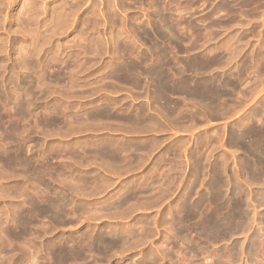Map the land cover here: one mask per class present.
Listing matches in <instances>:
<instances>
[{"label":"rangeland","instance_id":"374dc122","mask_svg":"<svg viewBox=\"0 0 264 264\" xmlns=\"http://www.w3.org/2000/svg\"><path fill=\"white\" fill-rule=\"evenodd\" d=\"M263 41L264 0H0V264H57L50 252L60 248L80 252L64 264H196L200 239L190 225L204 212L220 220L216 205L223 197L214 189L235 185L233 179L245 190L253 186L236 174L250 159L257 166L239 135L244 121L256 123L261 85L253 73H264L257 62L258 52L264 59ZM159 51L167 54L162 60ZM196 56L223 86L211 98L180 88L174 78ZM129 64L139 78L125 73ZM155 64L170 71V89L155 87L160 79L144 71ZM108 150L118 157L110 161ZM251 202L249 228H226L220 239L208 240L211 255L222 249L228 258L233 240H243L249 252L254 232L264 238V203ZM263 246L254 250L255 264H264Z\"/></svg>","mask_w":264,"mask_h":264},{"label":"bare ground","instance_id":"6f19581e","mask_svg":"<svg viewBox=\"0 0 264 264\" xmlns=\"http://www.w3.org/2000/svg\"><path fill=\"white\" fill-rule=\"evenodd\" d=\"M33 2V1H32ZM246 2V1H245ZM227 4V3H226ZM237 4V3H236ZM249 7V6H248ZM259 8V7H258ZM35 10V9H34ZM219 10V9H218ZM262 10V9H261ZM239 11H241V10H239ZM224 12V11H223ZM249 12V11H248ZM242 13V12H241ZM35 16H36V14H35ZM64 16V15H63ZM60 17V16H59ZM219 18V17H218ZM253 18H254V16H253ZM92 19V18H91ZM210 19V18H209ZM256 19V18H255ZM94 20V19H93ZM208 20V19H207ZM237 20V19H236ZM242 20V19H241ZM57 21V20H56ZM90 21V20H89ZM89 23V22H88ZM111 23V22H110ZM252 24V23H251ZM95 25V24H94ZM235 25H237V24H235ZM247 25V24H246ZM255 26V25H254ZM97 27V26H96ZM232 27V26H231ZM113 28V27H112ZM157 29V28H156ZM166 29V28H165ZM168 29V28H167ZM170 29V28H169ZM199 29V28H198ZM118 31H119V29H118ZM163 31V30H162ZM166 31V30H165ZM227 31V30H226ZM257 31H259L260 32V30H257ZM147 32V31H146ZM166 33V32H165ZM170 33V32H169ZM213 34V33H212ZM118 35V34H117ZM126 35V34H125ZM259 36H260V33L258 34ZM261 35H262V33H261ZM173 36V35H172ZM186 36V35H185ZM203 36V35H202ZM201 36V37H202ZM232 36V35H231ZM253 36V35H252ZM255 36V35H254ZM168 37V36H167ZM197 37V36H196ZM206 37H207V35H206ZM176 38V37H175ZM205 38V37H204ZM219 38V37H218ZM262 38H263V35H262ZM110 39V38H109ZM154 39V38H153ZM161 39V38H160ZM203 39V38H202ZM260 39V38H259ZM176 40V39H175ZM199 40V39H198ZM239 40V39H238ZM177 41V40H176ZM186 41V40H185ZM203 41V40H202ZM124 42V41H123ZM224 42V41H223ZM240 42V41H239ZM264 42V41H263ZM96 43V42H95ZM154 43V42H153ZM245 43V42H244ZM258 43V42H257ZM151 44V43H150ZM156 44V43H155ZM206 44V43H205ZM204 44V45H205ZM262 44V43H261ZM174 45H176V44H174ZM191 45V44H190ZM181 46V45H180ZM209 46V45H208ZM257 46H258V44H257ZM260 46V45H259ZM262 46H264V45H262ZM227 47V46H226ZM242 47V46H241ZM120 48V47H119ZM198 48V47H197ZM213 48V47H212ZM256 48H258V47H256ZM264 48V47H263ZM263 48H261L260 47V49L259 50H261V53H262V51L264 52V50H263ZM222 49V48H221ZM239 49V48H238ZM187 50V49H186ZM181 51V50H180ZM152 52V51H151ZM155 52V51H154ZM169 52V51H168ZM176 52V51H175ZM192 52V51H191ZM256 52V53H255ZM254 53H255V55L257 54V51H255ZM188 53V52H187ZM218 53V52H217ZM226 53V52H225ZM236 53V52H235ZM95 54V53H94ZM155 54H157V53H155ZM158 56L160 57V59L162 60V58L163 57H166V56H164V55H167V54H165V52L163 51V52H161L160 53V51L158 52ZM253 54V53H252ZM232 55V54H231ZM254 55V56H255ZM264 55V54H263ZM58 56V55H57ZM156 56V55H155ZM221 56V55H220ZM258 60H257V62H258V64L260 65V64H264L263 62H264V59H263V57L261 56V54L259 55V52H258ZM256 56V57H257ZM259 56H261V57H259ZM73 57V56H72ZM207 57V56H206ZM226 57V56H225ZM33 58V57H32ZM173 58V57H172ZM203 58V57H202ZM244 58H246V56L244 57ZM248 58H249V55H248ZM251 58H252V56H251ZM250 58V59H251ZM156 59V58H155ZM158 59V58H157ZM165 59V58H164ZM166 59H168V58H166ZM173 59H175V58H173ZM189 59H190V57H189ZM201 59V58H200ZM197 56L196 57H193V60H188L187 62L185 61H183L185 64H183L184 65V67L182 68V69H180L181 68V66H176V67H180L179 69L180 70H178L176 73H174L175 75H177V77H174V78H176L177 79V82H179L180 83V88H183V87H186V88H188V90L190 89V90H192V91H194L195 93H199V95H200V93H203L204 95L205 94H208V93H211V91L212 90H214V89H220V87H223L222 85H221V83L218 81H216L215 80V78H216V73L217 72H215V71H213V70H211V72H208V71H205V68H206V64L207 63H205V60H200ZM214 59V58H213ZM222 59V58H221ZM247 59V58H246ZM257 59V58H256ZM28 60V59H27ZM131 60V59H130ZM160 60V61H161ZM171 60V59H170ZM169 60V61H170ZM187 60V59H186ZM255 60V59H254ZM253 60V61H254ZM25 61V60H24ZM65 61V60H64ZM243 61V60H242ZM247 61H250V60H247ZM253 61H250V63H252ZM165 62V61H164ZM256 62V61H255ZM257 62L255 63V64H257ZM126 63V62H125ZM129 63H132V62H129ZM133 63H135V62H133ZM156 63V62H155ZM158 63V62H157ZM167 63V62H166ZM219 63V62H218ZM217 63V64H218ZM152 64V63H151ZM171 64V63H170ZM169 64V65H170ZM173 64H174V62H173ZM241 64V63H240ZM242 64H243V62H242ZM244 64H246V62H244ZM249 64V63H248ZM258 64L257 65H255V66H258ZM19 65V64H18ZM24 65V64H23ZM27 65V64H26ZM32 65V64H31ZM131 64H129L128 65V67L130 66ZM144 65V64H143ZM206 65V66H205ZM219 65V64H218ZM253 65H254V63H253ZM36 66V65H35ZM37 66H39V65H37ZM61 66V65H60ZM66 66V65H65ZM155 66H156V68H154V66L152 65V66H150L148 69H146V70H144V71H146L145 73L146 74H153L154 72V76H153V78H157V79H160L159 81H160V84H158V86H155V87H159L160 89H161V91L162 90H166V89H170V87L168 86V80L169 79H171L170 77H168V75H170V71L168 72L167 70H165L163 67H161L159 64L157 65V64H155ZM159 66V67H158ZM249 66V65H248ZM261 66H263V65H261ZM27 67V66H26ZM142 67V66H141ZM167 67V66H166ZM214 67V66H213ZM259 67V66H258ZM34 68V67H33ZM32 68V69H33ZM211 68V67H210ZM20 69V68H19ZM44 69V68H43ZM127 69V68H126ZM213 69H215V68H213ZM262 69V68H261ZM116 70V69H115ZM129 70H132L131 69V67H129ZM155 70V71H154ZM237 70H238V68H237ZM244 70H245V68H244ZM142 71V70H141ZM257 71V70H256ZM255 71V72H256ZM261 71V70H260ZM259 71V72H260ZM48 72V71H47ZM124 72H125V70H124ZM123 72V73H124ZM137 72H138V70H137ZM223 72V71H222ZM237 72V71H236ZM246 72V71H245ZM247 72H249V71H247ZM255 72L253 73L254 74V76L256 77V76H258V78H255L253 81L255 82V80H256V85L255 86H257V84H259V85H261V87H260V89H259V93H260V99H258V105H257V108H256V112H257V118H256V123H255V125H247L248 124V122L247 121H244V125H243V129L241 130V132H240V137L242 138V141H243V143H241L242 145H244L245 146V150L247 151V152H245V153H247L248 155H250V157L251 158H253L255 161V163L257 164V166H256V168L254 167V166H250V165H254V164H250V165H248L249 163H250V161L251 162H253L251 159L249 160V158H246L245 157V159H248L249 160V162H248V164L246 165V168H247V170L246 171H244V172H240V174H236L237 176H241L242 178H243V182L245 181V182H248V183H251V184H253V186L250 188V189H246L247 190V192H246V190H245V188H244V186H245V184H243L244 186L242 187V184H241V181H240V183H239V181H237V182H235V180L233 179V181H230V182H232V184H233V182L235 183V185H232L231 187H232V189H233V186L235 187V189H234V191H232V190H229V188H231V187H229V188H227V189H223L222 188V184L221 183H219L220 184V188L219 189H217V190H215L214 188H212V190L214 189V191H216V192H214V194H216V195H219V198L218 199H220V196H222L223 197V200L221 201V203H220V205H216L217 203H218V201H215V202H217L215 205H216V207H219L218 209H219V211H220V213L219 214H221V218H220V220L217 222V220L214 218V215H213V211H212V213H210V214H202L203 216L201 217L200 215V217H201V219L199 220V221H196V222H194L193 223V225H190L191 227H192V230H194L193 232H195V236L196 237H198L199 239H200V245L197 247V245L199 244L198 242V244H196L195 243V253H196V260H197V262H196V264H201L200 263V261L199 260H201V259H203V258H205V261L207 262H209V264H222V261L224 260V259H226L227 260V262L228 263H230V262H232V264L234 263V261H237V263H238V261H239V263L240 264H245L246 263V261L247 260H245V257L247 258V259H250V260H255V262H257V260L258 259H256L255 257L257 256V255H254L253 253H254V250H256L257 252H258V248H262V246H263V244H264V238L261 236V234L260 233H258V232H254V234H253V239H252V242L250 243L249 242V248L247 249V250H249V252H245V250H244V246H245V244H244V242H243V240H241V241H239V240H236V241H232V242H234V244L232 245V246H230L231 247V249H230V251L228 252V258H225L224 256H223V253H224V251L222 250V249H220V251H219V253H217V254H214V255H211L212 254V252L210 251V250H207L206 248H207V241L208 240H210L211 238H219L220 239V237L223 235V233H224V231H225V229L226 228H230V229H232L234 232H236V230L237 231H239V232H244V230L246 229V228H249V226H250V224L252 223V221H251V219L252 218H250L249 217V212H250V208L252 207V206H250V202L251 201H253V202H251L252 204H253V206L254 205H258V204H263L264 203V93H262L263 91H264V87H262V85L264 86V84H263V76H264V73H263V76H262V74L261 75H255ZM264 72V71H263ZM125 73H127V74H130L131 76H133V77H135V78H139L138 77V73H135V72H133V70L132 71H129V72H125ZM239 73V72H238ZM251 73H252V71H251ZM120 74V73H119ZM224 74H226L225 73V71L223 72V74H222V77H224ZM252 74V75H253ZM240 75H242V74H240ZM240 75H239V79L241 78L240 77ZM245 75H247V74H245ZM249 75V74H248ZM251 75V74H250ZM33 76V75H32ZM55 76V75H54ZM111 76V75H110ZM146 76V75H145ZM227 76V75H226ZM229 76H230V74H229ZM229 76H227V77H229ZM237 76H238V74H237ZM244 76V75H243ZM253 76V77H254ZM147 77V76H146ZM144 78V77H143ZM217 78H221L220 76L219 77H217ZM146 79H148V77L146 78ZM156 79V80H157ZM172 79H173V77H172ZM222 79H226V77L225 78H222ZM221 79V80H222ZM229 79V78H228ZM231 79V78H230ZM36 80V79H35ZM116 80V79H115ZM124 80V79H123ZM150 80V79H149ZM167 80V81H166ZM227 80V79H226ZM234 80H236V79H234ZM248 80V79H247ZM118 81V80H117ZM145 81V80H144ZM148 81V80H147ZM170 81V80H169ZM229 81H231V80H229ZM237 81V80H236ZM240 81V80H239ZM241 81H244V79L243 80H241ZM41 82V81H40ZM189 82H190V84H189ZM224 82H226V81H224ZM228 82V81H227ZM148 83V82H147ZM176 83V82H175ZM236 83V82H235ZM234 83V84H235ZM42 84V83H41ZM105 84V83H104ZM132 84V83H131ZM228 84V83H227ZM227 84L225 85L226 87H228L227 86ZM232 84H233V80H232ZM51 85V84H50ZM133 85H136V83L135 84H132V86ZM152 85H154V84H152ZM170 85V84H169ZM175 85V84H174ZM177 85H179V84H177ZM252 85H253V82H252ZM26 86V85H25ZM48 86V85H47ZM151 86V85H150ZM167 86H168V88H167ZM224 86V87H225ZM40 87V86H39ZM46 87V86H45ZM128 87V86H127ZM148 87V86H147ZM26 88V87H25ZM32 88V87H31ZM96 88V87H95ZM134 88V87H133ZM174 88H175V86H174ZM247 87L245 86V89H246ZM255 88V87H254ZM257 88V87H256ZM255 88V91L257 92V90L258 89H256ZM59 89V88H58ZM172 89V88H171ZM179 89V88H178ZM228 89V88H227ZM247 89H249V88H247ZM187 90V89H186ZM225 90V89H224ZM243 90H244V88H243ZM41 91V90H40ZM138 91V90H137ZM171 91V90H170ZM177 91V90H176ZM179 91V90H178ZM177 91V92H178ZM231 91V90H230ZM234 91V90H233ZM245 92H246V90H244ZM250 92H255V91H251V90H249ZM248 91V92H249ZM35 92V91H34ZM37 92V91H36ZM140 92V91H139ZM174 92V91H173ZM181 92V91H180ZM229 92V91H228ZM232 92V91H231ZM231 92H229V93H231ZM245 92H243V93H245ZM217 93V92H216ZM175 94V93H174ZM182 96H184V94H182V93H180ZM194 94V93H193ZM203 94H201V95H203ZM212 94H214V91H213V93ZM251 94V93H250ZM255 93H253V95H254ZM26 95V94H25ZM29 95V94H28ZM41 95V94H40ZM44 95V94H43ZM51 95V94H50ZM190 95V94H189ZM199 95H198V97H199ZM243 95V94H242ZM244 95H246V96H244V98L245 97H247V96H249V94L247 95V93L246 94H244ZM8 96V95H7ZM34 96V95H33ZM32 96V97H33ZM174 96V95H173ZM194 96V95H193ZM208 96L210 97V94H208ZM40 97V96H39ZM188 97V96H187ZM187 97H185L186 99H187ZM256 97H257V94H256ZM255 97V98H256ZM176 98V97H175ZM200 98V97H199ZM204 98V97H203ZM211 98V97H210ZM214 98H215V95H214ZM217 98V97H216ZM247 98H249V97H247ZM254 98V99H255ZM11 99V98H10ZM202 99V98H201ZM243 99V98H242ZM257 99V98H256ZM25 100V99H24ZM190 100V99H189ZM192 100V99H191ZM208 100V99H207ZM212 100V99H211ZM204 101H205V99H204ZM247 101V100H246ZM253 101V100H252ZM251 101V102H252ZM256 101V100H255ZM4 102V101H3ZM34 102V101H33ZM209 102V101H208ZM15 103V102H14ZM214 103V102H213ZM253 103V102H252ZM182 104V103H181ZM216 104V103H215ZM245 104V103H244ZM30 105V104H29ZM59 105V104H58ZM214 105V104H213ZM171 106V105H170ZM225 106V105H224ZM242 106V105H241ZM240 107V106H239ZM18 108V107H17ZM23 108V107H22ZM29 108V107H28ZM223 108V107H222ZM221 108V109H222ZM255 108V107H254ZM25 109V108H24ZM105 109V108H104ZM214 109V108H213ZM225 109V108H224ZM18 110V109H17ZM166 110V109H165ZM215 110V109H214ZM216 110H217V108H216ZM246 110V109H245ZM20 111V110H19ZM27 111V110H26ZM223 111V110H222ZM53 112V111H52ZM161 112V111H160ZM239 112V111H238ZM245 112V111H244ZM247 112V111H246ZM3 113V112H2ZM162 113H163V110H162ZM168 113V112H167ZM222 113V112H221ZM80 114H82V113H80ZM79 114V115H80ZM108 114V113H107ZM130 114V113H129ZM139 114V113H138ZM164 114H166V111H165V113ZM70 115H72V114H70ZM150 115V114H149ZM169 115V114H168ZM246 115V114H245ZM2 116V115H1ZM31 116V115H30ZM161 116V115H160ZM225 116V115H224ZM223 116V117H224ZM242 116H244V115H242ZM26 117V116H25ZM55 117V116H54ZM126 117V116H125ZM133 117V116H132ZM138 117V116H137ZM159 117V116H158ZM165 117H167V116H165ZM164 117V118H165ZM173 118V117H172ZM30 119V118H29ZM31 119H34V118H32L31 117ZM51 119V118H50ZM71 119H72V117H71ZM75 119V118H74ZM88 119V118H87ZM135 119H137V118H135ZM135 119H133L134 120V123L136 124V122H135ZM170 119V118H169ZM174 119V118H173ZM154 120V119H153ZM160 120V119H159ZM163 120V119H162ZM165 120V119H164ZM172 120V119H171ZM244 120H247V117H246V119H245V117H244ZM1 121V120H0ZM167 121V120H166ZM173 121V120H172ZM42 122V121H41ZM44 122V121H43ZM130 122H132V121H130ZM158 122V121H157ZM171 122V121H170ZM133 123V122H132ZM140 123H141V121H140ZM144 123V122H143ZM155 123V122H154ZM1 124H2V122H1ZM5 124V123H4ZM52 124V123H51ZM83 124V123H82ZM134 124V125H135ZM145 124V123H144ZM148 123H146V125H147ZM157 124V123H156ZM108 125V124H107ZM130 125V124H129ZM152 125V124H151ZM8 126H9V124H8ZM28 126V125H27ZM44 126V125H43ZM118 126V125H117ZM128 126V125H127ZM132 126V125H131ZM137 126H139V125H137ZM144 127H145V125H143ZM143 126H142V128H143ZM36 127V126H35ZM123 127V126H122ZM149 127H150V125H149ZM151 127H153V126H151ZM162 127V126H161ZM182 127V126H181ZM7 129H8V127H6ZM142 128H139V129H141L142 130ZM146 129V128H145ZM148 129V128H147ZM152 129V128H151ZM88 130V129H87ZM156 130V129H155ZM8 131V130H7ZM6 131V132H7ZM10 131V130H9ZM115 131V130H114ZM144 131V130H143ZM165 131V130H164ZM236 131V130H235ZM1 132H2V130H1ZM11 132V131H10ZM140 132V131H139ZM147 132V131H146ZM234 132V131H233ZM237 132V131H236ZM239 132H237V133H239ZM235 133V132H234ZM233 133V134H234ZM13 134H15V133H13ZM50 134V133H49ZM235 135V134H234ZM2 136V135H1ZM3 136H5L4 134H3ZM9 136V135H8ZM11 136V135H10ZM13 136V135H12ZM230 136V135H229ZM250 136H252L253 138H251ZM17 137V136H16ZM232 138H234L233 136H231ZM237 137V136H236ZM247 137H250L251 138V140L250 141H246V139H247ZM6 138V137H5ZM11 138V137H10ZM19 138H21V137H19ZM167 138V137H166ZM237 138H239V137H237ZM240 138V139H241ZM2 139V138H1ZM15 139V138H14ZM17 139V138H16ZM111 139V138H110ZM235 139V138H234ZM233 139V140H234ZM240 139H239V141H240ZM4 140V139H3ZM19 140V139H18ZM156 140V139H155ZM230 140V139H229ZM12 141V140H11ZM117 141V140H116ZM120 141V140H119ZM119 141H117V142H119ZM3 142V141H2ZM8 142H10L9 141V139H8ZM21 142V141H20ZM128 142V141H127ZM235 141H233V143H234ZM237 143H238V141H236ZM6 143V142H5ZM111 143V142H110ZM195 143V142H194ZM11 144V143H10ZM109 144V143H108ZM115 144V143H114ZM203 144V143H202ZM240 143H239V147H240V145H241ZM107 145V144H106ZM118 145V144H117ZM229 145H233V144H231V143H229ZM238 145V144H237ZM23 146V145H22ZM25 146V145H24ZM114 146V145H113ZM133 146V145H132ZM201 146V145H200ZM199 146V147H200ZM243 146V147H244ZM13 147V146H12ZM16 147V146H15ZM99 147V146H98ZM97 147V148H98ZM119 147V146H118ZM130 147V146H129ZM136 147V146H135ZM177 147V146H176ZM207 147V146H206ZM242 147V148H243ZM27 148V147H26ZM232 148V147H231ZM234 148H235V146H234ZM241 148V151L244 149H242ZM46 149V148H45ZM69 149V148H68ZM125 149V148H124ZM129 149H131V148H129ZM235 149H237V148H235ZM9 151H10V149H8ZM101 150V149H100ZM100 150H98L99 152H100ZM104 150H105V148H104ZM136 150V149H135ZM151 150V149H150ZM19 151V150H18ZM21 151V150H20ZM103 151V150H102ZM145 151V150H144ZM233 151H235V150H233ZM240 151V150H239ZM238 151V152H239ZM12 152V151H11ZM11 152H10V154H11ZM116 152V151H115ZM115 152H109V150H108V152H107V157H108V159H110V161L112 160V159H114V158H116V157H118V154H116ZM123 152V151H122ZM228 152V151H227ZM5 153V152H4ZM14 153V152H13ZM25 153V152H24ZM98 153V152H97ZM101 153V152H100ZM105 152H103V154H104ZM130 153H131V151H130ZM141 153V152H140ZM229 153V152H228ZM237 153V152H236ZM8 154V153H7ZM99 154V153H98ZM102 154V155H103ZM126 154V153H125ZM174 154V153H173ZM172 154V155H173ZM21 155H23V154H21ZM61 155V154H60ZM81 155V154H80ZM97 155V154H96ZM129 155V154H128ZM163 155V154H162ZM239 155V154H238ZM25 156H26V154H25ZM75 156V155H74ZM168 156V155H167ZM242 156V155H241ZM244 156V155H243ZM242 156V157H243ZM12 157V156H11ZM14 157V156H13ZM29 157V156H28ZM81 157V156H80ZM84 157V156H83ZM98 157V156H97ZM99 157H101V156H99ZM106 157V158H107ZM210 157V156H209ZM226 157V156H225ZM239 157V156H238ZM249 157V156H248ZM15 158V157H14ZM57 158V157H56ZM94 158V157H93ZM96 158V157H95ZM94 158V159H95ZM105 158V159H106ZM150 158V157H149ZM239 158H241V157H239ZM85 159V158H84ZM99 159V158H98ZM101 159V158H100ZM103 159V158H102ZM124 159V158H123ZM163 159V158H162ZM175 159V158H174ZM189 159V158H188ZM9 160V159H8ZM62 160H63V158H62ZM104 160V159H103ZM107 160V159H106ZM173 160V159H172ZM178 160V159H177ZM201 160V159H200ZM221 160V159H220ZM226 160V159H225ZM224 160V161H225ZM228 160V159H227ZM234 160H238V158L237 159H234ZM243 160H244V157H243ZM247 160V161H248ZM86 161V160H85ZM96 161V160H95ZM113 161V160H112ZM115 161V160H114ZM223 161V160H222ZM233 161V160H232ZM239 161V160H238ZM246 161V160H245ZM246 161V162H247ZM82 162V161H81ZM101 162V161H100ZM99 161H97V163H100ZM108 162V161H107ZM136 162V161H135ZM205 162V161H204ZM229 162V161H228ZM234 162V161H233ZM236 162V161H235ZM240 162V161H239ZM1 163V162H0ZM8 163V162H7ZM22 163V162H21ZM29 163V162H28ZM96 163V164H97ZM113 163V162H112ZM225 163V162H224ZM17 164V163H16ZM58 164V163H57ZM103 164H105V163H103ZM111 164V163H110ZM114 164V163H113ZM112 164V165H113ZM115 164H116V162H115ZM120 164V163H119ZM219 164V163H218ZM223 164V163H222ZM244 164H245V162H244ZM22 165V164H21ZM30 165V164H29ZM71 165V164H70ZM99 165V164H98ZM112 165H111V167H112ZM191 165V164H190ZM196 165H198V164H196ZM214 165V164H213ZM225 165V164H224ZM236 165V164H235ZM240 165H242V164H240ZM239 165V166H240ZM15 166V165H14ZM105 166V165H104ZM103 166V167H104ZM114 166V165H113ZM116 166V165H115ZM115 166L114 167H112V168H114V169H116L115 168ZM171 166V165H170ZM217 166H219V165H217ZM245 166V165H244ZM243 166V167H244ZM27 167V166H26ZM78 167V166H77ZM102 167V168H103ZM111 167H110V169H111ZM154 167V166H153ZM235 167H238V166H235ZM234 167V168H235ZM13 168H15V167H13ZM20 168V167H19ZM25 168V167H24ZM29 168V170H30V167H28ZM120 168H121V166H120ZM200 168V167H199ZM218 168V167H217ZM225 167H223V169H224ZM231 168H233V167H231ZM239 168V167H238ZM245 167H244V169H246ZM21 169H22V167H21ZM20 169V170H21ZM27 169V168H26ZM25 169V170H26ZM104 169V168H103ZM113 169V170H114ZM222 169V170H223ZM241 169V168H240ZM249 169V170H248ZM17 170V169H16ZM28 170V171H29ZM31 170H33V169H31ZM108 170H109V168H108ZM107 170V171H108ZM112 170V169H111ZM113 170H112V172H113ZM120 170V169H119ZM155 170V169H154ZM204 170V169H203ZM213 170H215V169H213ZM212 170V173L211 174H213V171ZM221 171V169H216L215 171ZM239 170V169H238ZM242 170V169H241ZM23 171H24V169H23ZM41 171H42V169H41ZM40 171V172H41ZM80 170H78V172H79ZM110 171V170H109ZM116 171V170H115ZM194 171V170H193ZM219 171V172H220ZM240 171V170H239ZM26 172V171H25ZM36 172V171H35ZM111 172V173H112ZM218 172V173H219ZM222 172V171H221ZM220 172V173H221ZM227 172V171H226ZM230 172V171H229ZM233 172V171H232ZM236 172V171H235ZM26 173H28V172H26ZM26 173H24V175H26ZM69 173V172H68ZM218 173H216V175L218 174ZM223 174H224V172H222ZM221 173V174H222ZM209 174V173H208ZM226 174V173H225ZM30 175H31V173H30ZM149 175V174H148ZM164 175V174H163ZM213 175H215V174H213ZM220 175V174H219ZM235 175V174H234ZM35 176V175H34ZM40 176V175H39ZM65 176V175H64ZM74 176V175H73ZM212 176V175H211ZM223 177H224V175H222ZM236 176V177H237ZM25 177V176H24ZM37 177H38V175H37ZM167 177V176H166ZM222 177V178H223ZM225 177H227V174H226V176ZM30 178H33V177H31L30 176ZM39 178V177H38ZM40 178H42V176L40 177ZM39 178V179H40ZM212 178V177H211ZM214 178L215 177H213L212 178V180H214ZM217 178H218V176H217ZM217 178H215V179H217ZM220 178L221 177H219V180H220ZM234 178H235V176H234ZM168 179V178H167ZM171 179V178H170ZM224 179V178H223ZM226 179V178H225ZM225 179H224V181H225ZM229 179V178H228ZM236 179V178H235ZM204 180V179H203ZM208 180H210V178L208 179ZM236 180H238V179H236ZM32 181V180H31ZM35 181V180H34ZM89 181V180H88ZM112 181V180H111ZM155 181V180H154ZM174 181V180H173ZM216 181V180H215ZM221 182H222V180H220ZM220 181H218V182H220ZM224 181H223V183H224ZM226 181H227V179H226ZM36 182V181H35ZM211 182H213V181H211ZM218 182H217V184H218ZM244 182V183H245ZM29 183H30V181H29ZM210 183V182H209ZM225 183H227V182H225ZM224 183V184H225ZM39 184V183H38ZM213 185H215L214 183H212ZM211 184V185H212ZM247 184V183H246ZM30 185H31V183H30ZM29 185V186H30ZM226 185V184H225ZM224 185V186H225ZM100 187V186H99ZM212 187H214V186H212ZM249 187V186H248ZM32 188V187H31ZM40 188H41V186H40ZM211 188V187H210ZM216 188V187H215ZM90 189H92V188H90ZM169 189V188H168ZM40 190H42V189H40ZM43 190H46L45 188L43 189ZM163 190V189H162ZM212 190H211V192H212ZM223 190L225 191L224 192V194H223ZM52 191V190H51ZM81 191V190H80ZM39 192V191H38ZM41 192V191H40ZM158 192V191H157ZM163 193V192H162ZM210 193V192H209ZM48 194V193H47ZM97 194V193H96ZM212 194V193H211ZM159 195V194H158ZM164 195V194H163ZM51 196V195H50ZM206 196V195H205ZM49 197V196H48ZM44 198V197H43ZM212 198H214V195L213 196H211V199ZM253 198L255 199V200H253ZM157 199V198H156ZM186 199V198H185ZM51 200V199H50ZM50 200H49V202H50ZM57 200V199H56ZM208 200H209V198H208ZM216 200V199H215ZM44 201V200H43ZM52 201V200H51ZM45 202V201H44ZM146 202V201H145ZM210 202V201H209ZM62 203V202H61ZM186 203V202H185ZM207 203V202H206ZM116 204H117V202H116ZM126 204V203H125ZM198 204V203H197ZM249 204V205H248ZM251 204V205H252ZM31 205V204H30ZM62 205V204H61ZM119 205V204H118ZM193 205V204H192ZM37 206V205H36ZM250 206V207H249ZM54 207V206H53ZM191 207V206H190ZM257 207V206H256ZM16 208V207H15ZM55 208H57V209H60L59 208V206L57 207V205H56V207ZM113 208V207H112ZM189 208V207H188ZM254 208V207H253ZM262 208V207H261ZM34 209H35V207H34ZM63 209V208H62ZM118 209V208H117ZM123 209H125V208H123ZM184 209V208H183ZM186 209H187V207H186ZM192 209V208H191ZM194 209H196V208H194ZM197 209H199V208H197ZM204 209V208H203ZM56 210V209H55ZM64 210V209H63ZM263 210V209H262ZM41 211V210H40ZM57 211V210H56ZM196 211V210H195ZM49 212H52V211H49ZM58 212V211H57ZM53 213H55V212H53ZM59 213V212H58ZM124 213H126V212H124ZM197 213V212H196ZM60 214V213H59ZM215 214V213H214ZM254 214V213H253ZM4 215H5V213H4ZM125 215V214H124ZM184 215V214H183ZM251 215V214H250ZM264 215V214H263ZM106 216V215H105ZM253 216V215H252ZM261 216H262V214H261ZM20 217V216H19ZM25 217H27V216H25ZM182 217V216H181ZM193 217H195V216H193ZM253 217H255V216H253ZM260 217V216H259ZM90 218V217H89ZM216 218H218V217H216ZM256 218V217H255ZM255 218H254V220H255ZM22 219V218H21ZM24 219H26V218H24ZM32 219V218H31ZM187 219V218H186ZM23 220V219H22ZM253 220V221H254ZM256 220H258V219H256ZM255 220V221H256ZM260 220H261V217H260ZM264 220V219H263ZM26 222V221H25ZM36 222V221H35ZM259 222V221H258ZM262 222V221H261ZM13 223V222H12ZM27 223V222H26ZM37 223V222H36ZM256 224H258V223H256ZM260 225V224H259ZM263 225V224H262ZM184 226V225H183ZM22 227H23V225H22ZM111 227V226H110ZM261 227V226H260ZM263 227V226H262ZM26 228V227H25ZM44 228V227H43ZM218 228H219V230H218ZM234 228H235V230H234ZM110 229V228H109ZM180 229V228H179ZM262 229V228H261ZM260 229V230H261ZM168 230V229H167ZM232 230H230V231H232ZM32 231V230H31ZM87 231V230H86ZM115 231V230H114ZM120 231V230H119ZM253 231H254V229H253ZM262 231V230H261ZM100 232V231H99ZM113 232V231H112ZM174 232V231H173ZM183 232V231H182ZM229 232V231H228ZM248 232V231H247ZM251 232V231H250ZM249 232V233H250ZM96 233H98V232H96ZM95 233V234H96ZM181 233V232H180ZM225 233H227V232H225ZM240 233V234H241ZM248 233V234H249ZM264 233V232H263ZM127 234V233H126ZM229 234V233H228ZM230 234H232L231 232H230ZM234 234V233H233ZM235 234H237V233H235ZM245 234H247V233H245ZM103 235V234H102ZM189 235H191V234H189ZM194 235V234H193ZM226 235V234H225ZM224 235V236H225ZM250 235V234H249ZM7 236V235H6ZM79 236V235H78ZM104 236V235H103ZM125 236V235H124ZM182 236H183V234H182ZM236 236V235H235ZM81 237V236H80ZM174 237V236H173ZM86 238V237H85ZM166 238V237H165ZM164 238V239H165ZM90 239V238H89ZM99 238H98V235L96 234L95 236H93L92 237V242L94 243V244H96L97 243V240H98ZM113 240H115L116 241V239H114V238H112ZM128 239V238H127ZM179 239V238H178ZM183 239V238H182ZM238 239V238H237ZM1 240V239H0ZM91 240V239H90ZM88 241V242H91V241ZM104 240V239H103ZM129 240V239H128ZM181 240V239H180ZM218 240V239H217ZM225 240V239H224ZM227 240V239H226ZM249 240V239H248ZM73 241V240H72ZM99 241V240H98ZM168 241H170V240H168ZM223 241V240H222ZM246 241V240H245ZM123 242H124V240H123ZM132 242H133V240H132ZM138 242V241H137ZM180 242V241H179ZM187 242V241H186ZM189 242V241H188ZM210 242V241H209ZM225 242V241H224ZM103 243V242H102ZM113 243H115V242H113ZM118 243V242H117ZM120 243V242H119ZM127 243V242H126ZM175 243V242H174ZM73 244V243H72ZM98 244H99V242H98ZM109 244V243H108ZM116 244V243H115ZM133 244H134V242H133ZM212 244V243H211ZM218 244V243H217ZM224 244V243H223ZM226 244V243H225ZM224 244V245H225ZM229 244H230V242H229ZM229 244H227V245H229ZM123 245V244H122ZM138 245V244H137ZM176 245V244H175ZM179 245V244H178ZM223 245V246H224ZM109 246V245H108ZM187 246H188V244H187ZM218 246V245H217ZM220 246V245H219ZM98 247H100V246H98ZM111 247V246H110ZM129 247V246H128ZM130 247H131V245H130ZM137 247V246H136ZM180 247H181V245H180ZM191 247H192V245H191ZM229 247V246H228ZM264 247V246H263ZM71 248V247H70ZM116 248V247H115ZM123 248V247H122ZM126 248V247H125ZM61 249V248H60ZM58 249L57 251H53V252H50V253H52L53 255H51L50 253H48V254H50L51 255V257L53 256V258L55 259V261L57 262V264H64L65 263V261H66V257L69 255V256H71V255H73V256H75V255H77V253L79 252V251H75V250H73V252H72V250H71V252H67L66 250H64V249ZM186 249V248H185ZM264 249V248H263ZM107 250V249H106ZM109 250V249H108ZM107 250V251H108ZM116 250V249H115ZM120 250V249H119ZM246 250V251H247ZM111 251H112V248H111ZM124 251V250H123ZM161 251V250H160ZM190 251V250H189ZM264 251V250H263ZM48 252V251H47ZM80 253V252H79ZM111 253V252H110ZM38 254V253H37ZM81 254H82V252H81ZM87 254V253H86ZM167 254H168V252H167ZM260 254V253H259ZM259 254H258V256H259ZM263 255H264V253H262ZM49 255V256H50ZM80 255V254H79ZM90 255V254H89ZM96 255V254H95ZM173 255V254H172ZM262 255V256H263ZM170 256H171V254H170ZM51 257H50V259H51ZM108 257V256H107ZM167 257V256H166ZM178 257V256H177ZM176 257V258H177ZM49 258V257H48ZM81 258V257H80ZM179 258H181V256L179 257ZM178 258V259H179ZM49 259V260H50ZM172 259V258H171ZM182 259V258H181ZM181 259H179L180 261H181ZM263 259V258H262ZM37 259H35V263L37 262L36 261ZM53 260V259H52ZM229 260V261H228ZM264 260V259H263ZM34 261V260H33ZM177 261V260H176ZM179 261V262H180ZM204 261V260H203ZM249 261V260H248ZM259 261L261 262V259H259ZM99 262V261H98ZM175 262V261H174ZM182 262V261H181ZM180 262V263H181ZM254 262V261H253ZM252 262V264H255V262L253 263ZM55 263V262H54ZM54 263H52V264H54ZM79 263V262H78ZM94 263V262H93ZM186 264H187V262H185ZM224 263H225V260H224ZM250 263V262H249ZM259 263V262H258ZM257 263V264H258ZM56 264V263H55ZM151 264V263H150ZM208 264V263H207ZM259 264H261V263H259Z\"/></svg>","mask_w":264,"mask_h":264}]
</instances>
